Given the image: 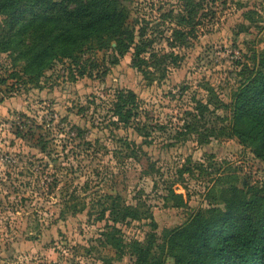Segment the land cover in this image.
<instances>
[{
    "label": "rangeland",
    "instance_id": "obj_1",
    "mask_svg": "<svg viewBox=\"0 0 264 264\" xmlns=\"http://www.w3.org/2000/svg\"><path fill=\"white\" fill-rule=\"evenodd\" d=\"M190 1V6H184L185 0H126L128 8L129 5L134 2L139 5L141 3L147 4L149 9H154L158 13L157 17H153L151 22L148 19H144L140 16H134L130 18L133 23L136 32H144V40L150 41V45L146 50L150 53L154 52L162 60L160 64V70L153 71L154 75L152 79L145 78L142 73L132 65L131 56L132 51H128L125 54L129 55L128 62L123 66L117 68L120 65L121 58L115 63L113 62L111 50H101L83 54L78 57L77 62L64 59L57 61L51 68L50 73L44 71V84L33 82H25V77L20 75L17 76L11 84H7L6 87L0 89L6 93L10 92L14 85L26 86L28 88L36 87L38 89L47 88L48 92L52 90L61 82L66 79L70 82L75 83L77 80H83L87 77V80H83L82 88L87 89L86 91H78L75 88L65 89L61 87V91L71 92V95H66L64 100H57L55 97H37V103L43 104L44 108H47V112L41 116L40 122H36L33 117H23L25 114L19 112L17 114L18 120L12 121V131L16 136L21 137L28 144L30 148H36L40 152L39 146L37 145L38 134H43L44 139L47 141L46 151L50 152L49 155L43 153L47 157L44 160L40 156H36L35 153H29L30 157L28 163H35V170L38 175L35 179L39 182L38 190L43 189L39 192L41 197L46 201L50 196L55 194L56 185L59 183V175L62 174L65 177L64 184L59 190V199L56 201V211L46 217L49 221V225H45V228L51 224H56L58 221H64L67 223H74V227L77 232L83 234L84 225L91 227L92 225L103 223L96 228L98 235L88 236L87 240L91 242L93 239L101 246L104 247L106 244L100 243L99 238H104L101 232L106 231L105 226L106 219L108 224H112L109 220L110 216L105 215L102 220H95L97 211L105 206L104 194H112V197L117 203L121 200L119 192L110 193L106 192L101 197H97L96 193L99 189L96 187L98 184H103L108 189H114L118 185L125 189L127 187V169L123 167L129 157L136 163L141 165L139 176H156L163 177L167 172L170 179L161 180V184L170 194L164 196L163 199L165 204L163 210L167 213L168 219L171 221L170 227H174L190 217L198 209H204L211 206H221V194L222 190L227 188L229 185H234L240 188H247L249 186L260 187L264 186V161L257 158L252 148L249 147L248 151L252 152L253 156L249 157L243 149L234 150L233 154L239 153L238 159L240 163H231L227 158H222L217 161L215 158L225 153L226 149L222 143H217L214 147H206L201 153L203 161L193 159L191 152L185 157L184 162L179 166H176L177 160H171V166L169 160L171 159V149L181 147L187 148V141L194 139L198 145H207L210 142V138H217L222 140L224 137H232L230 129V115L229 109L224 110V114H218L215 118V113L209 112L214 107V98L217 97L223 102L228 103L231 100V95L239 84V79L244 76L246 71L245 66L249 67L253 63L252 54L253 52L258 53L253 46L258 37L253 35L252 41L244 40L242 43L247 49L246 52L241 51L239 44L241 43L239 33L241 31L248 32L249 27L242 24L229 25L227 32L221 36L217 35L220 28L213 29V24H220L223 27V23L220 21V17L217 15L216 5L217 0H186ZM235 2V0H233ZM256 0H253L255 3ZM229 0H219V11L223 14V11L228 7ZM196 4H199V6ZM239 7V4H237ZM193 9L194 14L192 17L186 16L187 12ZM130 10V9H129ZM132 11H137L138 8H132ZM255 9H249L248 12L242 15L247 16L252 20V26L259 32L262 27L256 23L254 16ZM185 15L188 24H179L178 18L180 15ZM151 15V13H149ZM7 17L0 15V85H3L5 81L12 77L13 72H19L21 64L20 61L14 60V57H18V39L19 36L13 35V43L11 47L6 45L7 36L10 35L7 27ZM167 21V22H166ZM139 24L137 28L136 25ZM182 31L184 34L181 36L178 34ZM230 32L229 36L227 33ZM9 34V35H8ZM204 36L205 39L201 40L200 37ZM230 41L227 44L224 41ZM5 42V43H4ZM196 48L200 51L194 52ZM264 51V50H262ZM100 55H97V53ZM7 53L6 55H2ZM194 53V54H193ZM145 54V53H144ZM143 54V56H145ZM165 55L162 57V55ZM189 60L191 65L189 66ZM57 64L60 67H57ZM225 65L222 68H216V65ZM11 69V70H9ZM115 69V71H114ZM197 69H208V72L200 71L199 77L196 78L191 74ZM132 70V71H130ZM149 70H153L150 66ZM81 71V73H79ZM6 74V75H5ZM139 74L140 79H135ZM178 77V79H177ZM135 79V86H130L132 81ZM195 84V86H194ZM131 89L139 97L140 108L142 116L139 117L142 123H145L143 128L149 135L146 137L151 139L150 144H142L141 151L138 150V144L143 140V136L136 130V128H122L111 124L112 110H110V104L115 96V92L118 89ZM203 90V91H201ZM146 95H141V93ZM223 94L226 99H221ZM211 98V100H209ZM3 97L0 96V100ZM47 103H44V101ZM203 100L210 101L209 110L204 113V119L207 120V126L213 128L212 134L206 142L199 143L197 139L199 135L195 132L185 133L182 124L188 121L190 117H187L189 112H195L192 110L197 104L196 101ZM67 101V103H65ZM61 104L63 107V114H59L58 110L53 107L55 104ZM208 105V106H209ZM103 109V111H101ZM167 109V110H166ZM76 116L77 120H72L70 115ZM26 116V114H25ZM58 116V119H57ZM33 118L35 122L32 121ZM99 118V120H97ZM53 120L55 124L53 125ZM36 125H39L37 127ZM67 125V128H65ZM135 125V123H134ZM53 127L57 132L67 133L66 137L61 140L59 144V151L55 143L56 137L53 135ZM140 127H143L140 126ZM201 128V127H200ZM92 129H96L100 133H104V140H111L117 147L112 149L114 157H118L117 163L121 165L120 172L112 175H102L101 170L92 167L91 172L99 179L96 181L85 180L82 189L86 195L90 197L87 202V211L85 207H82L81 202L85 201L83 196L78 195L77 187L72 184V180L75 178L69 174L75 173L81 167V161L77 160L76 166L70 163H62L68 160V156L72 155L73 159L80 156L82 152L84 157L91 160L102 159L103 155H106L109 151L108 147L102 142L101 135H94L91 140L86 139ZM123 129V134H119L117 130ZM131 129L132 133H135L142 138L139 142L135 138H129ZM200 131L202 130L199 129ZM203 132V131H201ZM155 133V134H154ZM120 138V139H118ZM155 142V145H154ZM239 142V140H238ZM72 143V147L67 152L64 151L68 144ZM128 143V146H127ZM154 146V151H153ZM247 147V145H245ZM194 151V149H193ZM19 155V154H17ZM178 158L180 153H175ZM0 157L6 160H11L9 153H0ZM53 157L57 159L51 161ZM62 157V159H61ZM51 169L49 171L48 169ZM174 169V170H173ZM105 173H107V165H104ZM211 170V171H209ZM223 170L226 175L228 183L221 190L220 193L208 192L203 194L204 199L207 200V205H203L201 201H197L196 204H189L192 196L195 195L193 192L185 193L187 200L182 196V203L178 202V197L171 195L172 185L179 183L184 188H187L189 181L191 180H203L209 177L212 173L220 172ZM9 175L8 173H5ZM187 174V175H185ZM28 175H32L31 172ZM219 179V177H217ZM24 186L29 185L31 182L28 180L21 182ZM0 186L9 187L12 192H17L19 189L15 184L9 180L8 185H4L3 180H0ZM91 187V191H87ZM156 187L154 181L153 188ZM139 192L136 193L139 196ZM8 192H4V199H7ZM71 195L75 196L74 198ZM99 200L96 204L91 201ZM32 200L31 196H20L19 204L23 207L25 203H30ZM177 203V204H176ZM141 204L143 202L141 201ZM8 209L15 211L14 205H8ZM5 210L3 201L0 200V213ZM64 211L60 215V212ZM27 211V209H25ZM96 211V213H94ZM42 212H49V208H45L43 204L39 206L33 205L31 211L28 212V217L36 221L37 235L27 237L28 239L39 238V216ZM144 212L147 216H151L152 213L147 207ZM84 213L83 219L79 218V214ZM143 213V212H142ZM150 214V215H149ZM123 224H130L131 221L125 219L119 221ZM8 223L7 220L4 221ZM153 223V224H152ZM150 229H154L156 223L154 220L148 221ZM120 229V228H119ZM164 230V232H165ZM121 231V229H120ZM120 231L118 233H120ZM56 232L59 234L62 240H67V236L58 227ZM163 232V234H164ZM155 234L154 231H148L146 233V239ZM156 235V234H155ZM163 236V235H162ZM54 238L49 235L47 241L44 242L42 247H48L53 244ZM84 247L77 243L71 246L73 253H79V250L83 248V254L88 255L94 248ZM158 250V249H157ZM98 251V250H97ZM121 251L116 250V256L119 258ZM156 257V258H155ZM159 255L154 252V258L152 264H159ZM106 264H108L107 258H105Z\"/></svg>",
    "mask_w": 264,
    "mask_h": 264
},
{
    "label": "trees",
    "instance_id": "obj_2",
    "mask_svg": "<svg viewBox=\"0 0 264 264\" xmlns=\"http://www.w3.org/2000/svg\"><path fill=\"white\" fill-rule=\"evenodd\" d=\"M125 1L0 0V15L7 17L10 32L6 45L11 47L13 35L19 36L18 57L13 59L24 61L20 73L13 72L12 77L20 78L21 75L25 77V82L37 83L44 76L45 69L51 68L57 61L68 59L75 63L83 54L109 49L115 63L126 52L132 51V65L145 78L152 79L153 71L161 69L162 60L154 52L143 56L148 52L146 48L150 41L144 40L143 31L136 32ZM188 2H184L185 9L190 6ZM192 13L194 10L190 9L186 16L192 17ZM185 18V15H180L179 24H188ZM178 34L183 36L184 33L179 31ZM252 60L251 66H245L246 73L239 79L228 103L212 97L214 107L209 110L210 101L198 100L192 108L196 113L189 112L187 117L190 118L182 126L185 133L199 135L197 142H206L213 128L207 126L204 113L209 110L216 114V118L217 108L229 109L231 133L245 145L250 142L254 155L264 161V51L253 52ZM150 66L153 70H149ZM110 107L111 116L116 117L111 119V124L122 128L134 126L143 136L138 144L139 151L142 144L151 143L152 140L146 138L149 133L143 129L145 123L139 118L142 112L135 91L118 89ZM22 116L28 118L25 114ZM43 137L40 133L36 139L40 152H45L47 147ZM56 159L53 157L51 161ZM173 196L178 197L177 203L183 202L182 195ZM104 198L106 204L97 213L94 212L95 220L104 219L107 212L112 224L105 220L107 230L101 232L104 238L98 240L102 244L115 245L116 234L120 231L115 222L124 221L129 216L139 219L147 214L131 210L130 206L117 205L112 194H104ZM99 200L91 201L92 205ZM221 202L222 207L198 209L184 222L166 229L161 243L156 244L158 251L162 253L167 245L169 252L173 253L172 264H264V186L240 188L231 184L222 190ZM81 204L86 206L85 201ZM63 213L61 210L60 215ZM155 240V234L146 239L147 246L138 259L147 255ZM133 245L136 246L135 241ZM116 250L121 251L118 247ZM152 256L154 258V253ZM159 262L162 264L161 260Z\"/></svg>",
    "mask_w": 264,
    "mask_h": 264
},
{
    "label": "clouds",
    "instance_id": "obj_3",
    "mask_svg": "<svg viewBox=\"0 0 264 264\" xmlns=\"http://www.w3.org/2000/svg\"><path fill=\"white\" fill-rule=\"evenodd\" d=\"M239 4V7L237 6ZM217 10V15L220 17V21L223 23V27L220 24H213V29L220 28V31L216 33L217 35L223 36L228 29L229 25H235L237 23L249 27L248 32L241 31L239 33V38L241 43L239 44L240 50L246 52L242 41L248 40L252 41L253 35L258 37L257 42L253 45L256 51L259 53L264 50V27L261 28L259 32L256 28L252 26V20L247 16L242 15L249 11V9H255L254 16L256 23L264 26V0H229L228 7L220 13L219 0H217L216 5H214ZM132 8H138L137 11H132ZM129 18L134 16H140L144 19H148L150 22L153 17H157L158 13L154 9H149L147 4L141 3L137 5L135 2L129 5ZM151 13V15H149ZM167 22V21H166ZM139 27V24L136 25ZM229 36L230 32L227 33ZM201 40L205 39L204 36L200 37ZM226 44L230 41H224ZM200 51L196 48L194 52ZM3 53L2 55H6ZM194 54V53H193ZM97 55H100L98 52ZM147 56V53L144 54ZM129 60V55L125 54L121 59L120 65L117 68L123 67ZM24 63V61H20ZM191 65V60H189V66ZM225 65H216V68H222ZM59 68L60 65L57 64ZM11 70V69H9ZM115 71V69H114ZM132 71V70H130ZM200 71L208 72V69H197L191 75L198 78ZM46 73H50V69H45ZM6 75V74H5ZM15 77H9L3 85H0V89L6 87L7 84H11ZM135 79H140L139 74ZM135 79L132 81L130 86H135ZM178 79V77H177ZM83 80H87L84 77ZM83 80H77L75 83L64 79L58 87L54 88L52 92H48L47 88L38 89L36 87L28 88L25 90L26 86H21L19 84L14 85L13 89L6 93L0 91V96L3 97L0 100V153L7 152L11 156V160H6L0 157V180H3L4 185H8L9 180L12 184H15L19 189L17 192H12L9 187L0 186V200L3 201V206L5 208L3 213H0V264H106L105 258L108 260V264H152L153 256L152 254L156 252L159 255L162 264H172L173 253H170L167 245H165L164 250L160 253L156 244L161 243V238L166 227H170L171 221L168 219L167 213L163 210L165 201L164 196H169L170 194L161 184V180H167L171 177L166 172L163 177L156 176H139L141 165L136 163L131 159L128 160L123 165L127 169V187L122 189L119 185L114 189H108L103 186V184H98L96 187L99 191L96 193L97 197H101L104 193H116L119 192L121 200L119 202L121 207L130 206L131 210H136L139 212H144L145 207L151 211V216H141L139 219H132L131 216L127 217L131 221L130 224H123L119 221L115 222V226L120 228V233L116 234L117 243L114 245L112 243L106 244L101 247L95 239L91 242L87 240L88 236L98 235L96 228H98L103 221L98 222V224L92 225L91 227L84 225L83 234L77 232L74 227V223H67L64 221H58L56 224H51L47 228L45 225H49V221L46 219L47 216L52 215L56 209L53 207L56 201L59 199V190L64 184L65 179L68 177L58 174L60 179L59 183L56 185L55 194L50 196L46 201L39 194L43 189L38 190L39 182L35 179L38 173L35 170V163L29 164V159H34L30 157L29 153H35L36 156L42 157L47 160V157L43 153H40L36 148H30L28 144L21 137L16 136L10 128L12 127L11 122L18 120L17 114L23 112L28 117H33L36 122H40V118L47 112V108L43 107V104L37 103V97H55L57 100H64L66 95H71V92L61 91L60 88L65 89L75 88L78 91H86L87 89L82 88ZM40 84H44V80L41 77L39 79ZM195 86V84H194ZM203 91V90H201ZM141 95H146V93H141ZM221 99H226V97L221 94ZM44 103H47L45 100ZM67 103V101H65ZM212 105H209L211 107ZM58 110L59 114H63V107L61 104L57 103L53 105ZM167 110V109H166ZM103 111V109H101ZM218 114L223 115L224 109L217 108ZM72 120H77L76 116H72ZM116 119V117H111ZM58 119V116H57ZM99 120V118H97ZM53 120V125L55 124ZM67 128V125H65ZM119 134H123V129L117 130ZM130 133L129 138H135L137 142L142 138L141 136L132 133L131 129L128 130ZM53 135L56 137L55 143L57 146V151H59V144L62 139L67 135L65 132H57L53 127ZM107 130H104L106 133ZM104 133L98 132L96 129H92L86 139L91 140L94 135H101L102 142L108 147L109 151L106 155H103L102 159L91 160L84 157L81 152L80 156L73 159L72 155L68 156V160L62 163H70L76 166L77 160L81 161V167L75 173L69 174L75 178L72 180V184L77 187V193L83 196L85 199V211H87V202L90 199L82 189V185L85 180L96 181L99 178L93 175L91 172L92 167H96L101 170L102 175H112L118 174L120 172L121 165L117 163L118 157H114L112 154V149L117 147L116 144L111 140H104ZM155 134V133H154ZM239 138L235 135L232 137H224L222 140L217 138H210V142L207 145H198L194 139L188 140L187 148H173L171 149L172 156L169 160V165L171 166V160H177L176 166H179L184 162L185 157L192 154L193 159H198L203 161L201 153L206 147H212L214 149L217 143H222L226 149L225 153L217 156L215 159L220 161L222 158H227L231 163H240L238 159L239 153L233 154L234 150L243 149L249 157H252V152L248 151L251 147L249 142L247 147L245 143L238 142ZM155 145V142H154ZM72 147V143H69L67 148L64 149L65 152ZM194 149V151H193ZM153 146V151H154ZM179 152L180 156L177 158L175 153ZM19 154V155H17ZM104 165H107V173H105ZM51 171V169H48ZM174 170V169H173ZM211 171V170H209ZM31 172L32 175H28ZM8 173L9 175H6ZM187 175V174H185ZM219 177V179H217ZM28 180L31 183L24 186L21 182ZM156 183V187L153 188V183ZM228 180L226 179L225 172L221 170L220 172L212 173L209 177L203 180H191L188 183L187 188H184L179 183L173 184L171 189V195H182L187 200L185 193L193 192L195 190V195L192 196L191 200L188 201L189 204H196L197 201H201L203 205H207V200L204 199L205 193L216 192L220 193L221 190L226 186ZM91 187L87 191H91ZM4 192H8L9 195L7 199H4ZM139 192V196L136 193ZM31 196L32 200L30 203H25L22 207L19 204L20 196ZM141 201L143 204H141ZM14 205L15 211L8 209V205ZM43 204L45 208H49V212H42L39 216L41 223L39 224V238L38 239H28L37 235L36 221L28 217V212L31 211L33 205L39 206ZM27 209V211H25ZM107 212L105 215L107 216ZM84 213L79 214V218L83 219ZM154 220L156 226L154 229H150L148 226L149 220ZM7 220L8 223L5 224L4 221ZM67 236V240H62L59 234L56 232L57 228ZM154 231L156 234L155 243L152 245L151 249L148 251L147 255L143 259H138L141 255V251L147 246L146 245V233L148 231ZM49 235L54 238L53 244L48 247H42L45 241L48 240ZM135 241V245H133ZM81 244L84 247L95 246L93 250L88 254H83V248L79 250V253H73L71 251V246L73 244ZM121 249V255L119 258L116 256V248ZM98 250V251H97Z\"/></svg>",
    "mask_w": 264,
    "mask_h": 264
}]
</instances>
